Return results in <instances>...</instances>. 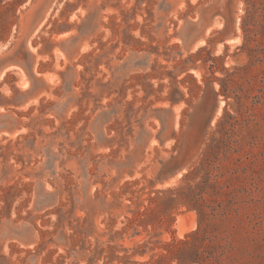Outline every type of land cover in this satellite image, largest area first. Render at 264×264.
I'll use <instances>...</instances> for the list:
<instances>
[{
	"label": "rangeland",
	"instance_id": "1",
	"mask_svg": "<svg viewBox=\"0 0 264 264\" xmlns=\"http://www.w3.org/2000/svg\"><path fill=\"white\" fill-rule=\"evenodd\" d=\"M0 264H264V0H0Z\"/></svg>",
	"mask_w": 264,
	"mask_h": 264
},
{
	"label": "bare ground",
	"instance_id": "2",
	"mask_svg": "<svg viewBox=\"0 0 264 264\" xmlns=\"http://www.w3.org/2000/svg\"><path fill=\"white\" fill-rule=\"evenodd\" d=\"M182 231H183L182 229L179 230L180 233H181Z\"/></svg>",
	"mask_w": 264,
	"mask_h": 264
}]
</instances>
